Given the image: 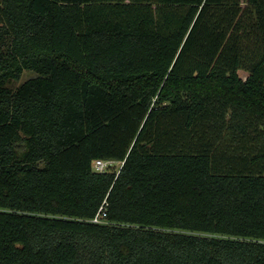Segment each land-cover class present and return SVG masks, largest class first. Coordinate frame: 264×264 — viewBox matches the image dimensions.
<instances>
[{
  "label": "trees",
  "instance_id": "1",
  "mask_svg": "<svg viewBox=\"0 0 264 264\" xmlns=\"http://www.w3.org/2000/svg\"><path fill=\"white\" fill-rule=\"evenodd\" d=\"M0 264H264V0H0Z\"/></svg>",
  "mask_w": 264,
  "mask_h": 264
},
{
  "label": "built area",
  "instance_id": "2",
  "mask_svg": "<svg viewBox=\"0 0 264 264\" xmlns=\"http://www.w3.org/2000/svg\"><path fill=\"white\" fill-rule=\"evenodd\" d=\"M118 163L116 160H104V159H97L94 163V167L97 171H104L109 165H114ZM107 201L105 200L102 206L99 208L96 215L90 219L91 222L94 223H104L107 222V209H106Z\"/></svg>",
  "mask_w": 264,
  "mask_h": 264
},
{
  "label": "rangeland",
  "instance_id": "3",
  "mask_svg": "<svg viewBox=\"0 0 264 264\" xmlns=\"http://www.w3.org/2000/svg\"><path fill=\"white\" fill-rule=\"evenodd\" d=\"M240 73H241L242 77H245V75H246V72H245V71H240ZM33 75H34V72L29 71V70H26V71L22 74V76H21L20 79H18L17 81H13L12 86H13V87L18 86L20 83H22V82L25 81L27 78H29L30 76H33Z\"/></svg>",
  "mask_w": 264,
  "mask_h": 264
}]
</instances>
